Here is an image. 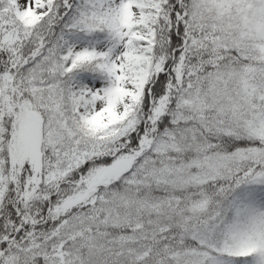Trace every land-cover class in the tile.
I'll list each match as a JSON object with an SVG mask.
<instances>
[{"label":"snow or ice","instance_id":"6c2138e0","mask_svg":"<svg viewBox=\"0 0 264 264\" xmlns=\"http://www.w3.org/2000/svg\"><path fill=\"white\" fill-rule=\"evenodd\" d=\"M0 264H264V0H0Z\"/></svg>","mask_w":264,"mask_h":264}]
</instances>
